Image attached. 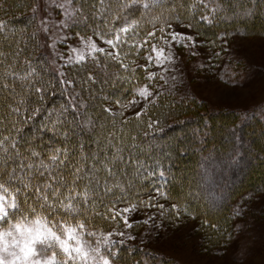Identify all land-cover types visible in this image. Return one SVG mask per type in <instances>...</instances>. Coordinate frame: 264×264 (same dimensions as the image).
<instances>
[{
  "label": "snow or ice",
  "instance_id": "obj_1",
  "mask_svg": "<svg viewBox=\"0 0 264 264\" xmlns=\"http://www.w3.org/2000/svg\"><path fill=\"white\" fill-rule=\"evenodd\" d=\"M5 3L6 0H0V10L5 9ZM168 3L173 6L166 8ZM198 3L203 13L210 10V15L200 16L208 23H212L211 16L224 10L218 3L210 7L208 0H198ZM23 6L30 9L24 28L8 30L7 22L0 19V221L8 225L0 230V264H114L119 253L112 250L116 245L111 239L113 233H101L96 247H92L84 239L89 219L106 217L116 221V205L121 203L127 204L122 213L138 211L140 205L156 208L155 218L161 224H155L154 216H149L144 223L152 222L157 231L165 220L174 216L165 204L159 203L160 198L171 199L169 192L157 183H152L149 191L143 183L155 175L138 158V153L144 151L143 144L135 136H129L130 143H126L123 135L109 130L107 120L100 119V113L110 116L111 128L116 129V117L123 113L113 112L109 104L121 108L128 105L120 99L112 101L109 96L96 95L95 86L111 85L112 75L117 80L130 81L136 74V69L131 67L135 61L130 57L139 56L144 44L159 33L168 47L167 54L164 47L150 46L146 64L139 66L146 73L147 82L135 87V96L129 104H135L139 97L155 106L161 97L173 95L175 77L167 92L165 86L167 73L175 68H164V75L150 72L148 68L153 62L159 67L162 60H174L171 49L176 42L182 47L194 43L193 37L184 33L174 30L166 33L172 23L164 17V10L171 20L178 21L180 14L176 7L183 5H177L175 0H28ZM192 7L195 10L197 4ZM154 9L162 11L152 16V30L146 32V39L142 38L137 30ZM253 11L254 7L245 8L237 14L250 15ZM157 23L164 27L157 29ZM17 32L20 33L18 40L9 39ZM77 38L81 47L69 43ZM97 39L107 47H101ZM58 44L67 45L72 55L65 56L58 51ZM29 48L32 56H25L20 64L22 54ZM42 48L51 49L56 59L50 62L47 52L37 56ZM56 60L63 63L53 70ZM112 65H118L124 74H110ZM56 92L65 101L49 107L51 95ZM97 99L108 103L97 105ZM168 107L171 112V104ZM40 114H46L45 119L32 136L25 137L24 126ZM136 115L140 117L142 113ZM153 126L152 122L147 123V127ZM119 131L122 133L123 127ZM48 132L52 133V139L45 142L43 136ZM57 138H61L65 147L57 146L54 142ZM73 138L76 143H72ZM90 144L95 148H89ZM148 150L151 151V146ZM164 177V171H160L159 179ZM201 179L208 178L201 176ZM152 191L157 195H152ZM146 193L148 199L141 200V195ZM171 209L175 210V216L182 214L178 204L173 203ZM183 212L191 214L188 207ZM29 215L33 218L29 219ZM48 215L59 218L50 221ZM67 217L80 219L73 225L67 223ZM123 223L125 227H132L127 216H123ZM116 234L125 235L124 232ZM87 235L96 236V233L89 231Z\"/></svg>",
  "mask_w": 264,
  "mask_h": 264
},
{
  "label": "trees",
  "instance_id": "obj_2",
  "mask_svg": "<svg viewBox=\"0 0 264 264\" xmlns=\"http://www.w3.org/2000/svg\"><path fill=\"white\" fill-rule=\"evenodd\" d=\"M27 2L28 0H6L5 9L0 10V19L7 22L8 30L13 28L22 29L28 23L30 9L23 6ZM175 2L177 5H183V7H176L180 19L178 21L171 20V16L166 10H164V17L168 18L172 24L192 23L196 28V33L202 39L217 40L220 35L227 36L240 33L264 34V0H208L210 7L218 3L224 9L218 11L215 16H211L212 23L200 19L201 14L210 15V10L208 13H203L198 0H175ZM194 3L197 4L195 10L192 7ZM172 6L171 3L166 4V8ZM253 7L254 11L250 15L237 14L242 13L245 8ZM161 11V9H154L152 14L143 19L140 28L137 30L142 38L146 39V32L152 30V16L159 15ZM160 27H164V25L157 23L156 28L159 29ZM29 31L31 30L29 29ZM168 31H171V29H166V33ZM19 35L20 33L17 32L14 37H9V39L15 38L18 40ZM160 35L158 33L155 39L147 41L139 56L133 54L130 57L131 60L135 61L131 67L136 69V74L130 81L117 80L116 76L112 75L111 85L97 84L95 94L109 96L112 101L120 99L122 103H127L135 95V87L142 86L147 82L145 79L146 73L139 66L146 62L145 56L148 54L150 46L159 42ZM40 52L48 53L46 49L42 48L37 52V56ZM25 56H32L31 48L22 54L20 64H23ZM49 61L51 62L50 57ZM52 69L56 70L54 64H52ZM117 72L121 75L124 74L118 65L110 66V74ZM101 89L102 91H100ZM174 97L172 95L161 97L155 106L149 105L140 117H137V115L116 117V129L111 128L112 118L110 116L100 113V119L101 121L107 120L109 130L116 131L118 135H123L126 143H130L129 136H135L137 142L143 144L144 151L138 153V158L149 171L155 173V175L149 177V180H144L143 183L147 185L149 191L152 183L160 184L162 190L169 192L171 196V199L167 201L160 198L159 203L165 204V207L171 213L175 212L171 209V205L175 203L180 206L181 213L187 216L189 214L183 212L184 207L189 208L192 218H202L206 221L219 223L227 214H230L227 204L231 205L234 198H240L246 193L259 192L264 189V110L250 115H243L230 110L217 112L209 110L204 103H200L194 98L189 100ZM64 101L65 97L56 92L51 95L48 106H58ZM95 103L100 105L108 102L97 99ZM169 104H171V112H169ZM109 106L112 107L113 112H117L116 109L120 105L109 104ZM45 115L40 114L36 116L32 123L26 124L23 135L25 137L32 136L36 131V127L45 119ZM157 117H159L158 125L156 124ZM122 121H126L127 124H122ZM148 122H152L154 126L147 127ZM121 127H123L122 133L119 131ZM97 132H99V129H97ZM145 133L147 134L145 135ZM4 134L7 135V132ZM167 136L173 137L167 140L160 139V137ZM51 139V132L43 136L45 142ZM54 142L59 147H65L61 142V138H57ZM154 142L157 143L156 147H153ZM72 143H76L75 138H73ZM116 143H119V140ZM149 146H151V151L148 150ZM88 147L94 149L95 145L90 144ZM111 151L114 152L115 149H111ZM220 151H224L226 156H232L236 163L247 160L248 164L250 163L249 167L252 172L241 181L234 183L233 189L228 193L227 204H224L219 210H214L209 208L203 200L205 193L202 192L201 186L206 180L201 179V172L198 169L211 165L212 161L209 158L217 157ZM125 155H127V152H125ZM254 159L257 163L253 162ZM185 165H187L189 173L182 174V168ZM9 167H12L11 163H9ZM244 167V164L241 165L236 174L243 172ZM160 171L165 173L163 180L159 179ZM178 174H182L181 178ZM109 183H112V181H109ZM151 194L157 195L154 191ZM116 195H119V192H116ZM140 199L147 200L148 194L141 195ZM133 202L138 201L134 200ZM124 205L127 204L116 205V221L108 220L106 217L104 219H89L87 222L88 227L85 230L98 233L117 227L116 225L121 223V208ZM99 210L102 211V209ZM28 218L32 219L33 217L29 215ZM58 218V216L48 215L50 221ZM79 219L80 217L75 219L67 217V223L74 225ZM113 249L118 250V258H115L118 264H174L172 260H168L142 245L129 242L120 243L116 240Z\"/></svg>",
  "mask_w": 264,
  "mask_h": 264
},
{
  "label": "rangeland",
  "instance_id": "obj_3",
  "mask_svg": "<svg viewBox=\"0 0 264 264\" xmlns=\"http://www.w3.org/2000/svg\"><path fill=\"white\" fill-rule=\"evenodd\" d=\"M188 24H172L171 31L193 37L194 43L189 47H182L176 42L171 49L174 60H162V66L159 67L153 62L148 68V71L160 75L165 74L164 68H175V71L170 70L167 73L168 85L165 86V91L171 87L172 77H175V88L172 89L174 98H194L204 103L209 110L217 112L230 110L250 115L264 110V34L220 35L217 40H206L198 36L195 26L189 28ZM50 42L49 40L48 43ZM69 43L73 47L82 46L78 38L70 40ZM97 43L101 47H107L98 39ZM152 45L164 47L165 55L167 54L168 47L160 38L159 42ZM221 48L224 51H221ZM57 50L65 56L72 55L65 44H58ZM46 51L51 61L56 59L51 55V49ZM214 53H219V57ZM60 63L63 61L56 60L54 66ZM142 64L145 65L146 62ZM160 83L163 84V81ZM134 96L129 101H132ZM136 100L135 104H129V101L124 103L128 106H119L116 111L122 112L125 117L144 113L150 104L143 98L136 97ZM172 137L160 139L167 140ZM156 146L157 143L154 142L153 147ZM209 160L212 161L211 165L198 169L201 176L208 178L201 186L202 192L205 193L203 200L209 208L219 210L227 204L228 193L233 189L234 183L247 177L252 169L247 160L236 163L233 157L226 156L224 151ZM253 162L257 163L256 159ZM243 164V172L236 174ZM186 166L182 168V174L189 173ZM182 174H178L180 178ZM196 195L199 196L197 193ZM227 205L230 214L219 223L202 218L195 219L183 213L175 216L174 212V218L165 220L164 226L158 231L152 222L144 223L149 216H154L155 224L159 226L161 220L155 218L158 216V210L140 205L138 211L121 213L120 225L117 224V227L109 231H100L96 236H89V231L84 230V239L92 247H96L101 233L107 235L112 232V240L145 246L172 260L174 264H264V189L234 198L231 205ZM124 207L127 205L121 209ZM123 216L128 217L131 228L125 227ZM11 222L15 223L14 220ZM7 226L0 221V230ZM117 232H124L125 235L121 237ZM129 236H134L135 239H129ZM101 250L104 251L103 246ZM114 264H118L115 258Z\"/></svg>",
  "mask_w": 264,
  "mask_h": 264
}]
</instances>
